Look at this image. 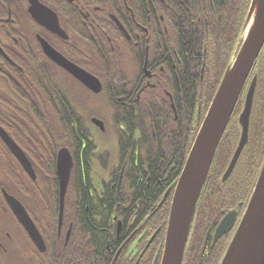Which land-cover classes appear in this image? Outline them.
<instances>
[{"label":"flooded vegetation","instance_id":"1","mask_svg":"<svg viewBox=\"0 0 264 264\" xmlns=\"http://www.w3.org/2000/svg\"><path fill=\"white\" fill-rule=\"evenodd\" d=\"M203 1L197 0L194 7L189 0L194 18H188H193L191 25L197 28L203 24L208 27ZM145 3L0 0V264H160L174 187L169 188L160 175L147 176L146 181L135 177L141 188L143 181L147 183L150 193L135 202L124 185L134 177L130 171L139 168L146 148L157 152L161 134L146 129L144 138L141 125L135 124L132 136L120 147L117 126L112 122L113 109L128 106L134 97L132 102L137 106H143L144 99L154 94L164 93L170 98L165 89L170 82L167 68L175 64L172 58L168 63L170 57L165 54L168 47L163 34L168 29H163L157 5L150 12ZM174 18L179 21L178 29L173 24L169 35L178 38L182 20L177 14ZM238 24L234 50L243 26L241 21ZM203 36L205 47L208 34ZM49 48L96 78L101 90L96 93L83 85L51 58ZM257 73L254 68L250 78ZM102 79L127 80L130 84L120 91L114 90L117 83L111 84L110 91H105ZM66 96L69 109L79 120L70 123L75 137L68 132L71 129L63 127ZM92 96H102L105 102L103 118L109 116L110 127L116 129L114 142L99 143L97 135L105 134V121L96 114L84 117L81 101L74 103V98L89 102ZM170 102L174 113L175 105ZM94 119L102 128L93 123ZM234 119L228 127L230 136L236 131ZM64 150L72 164L61 202L57 158ZM21 154L25 165L17 157ZM79 180L85 188L79 186ZM10 202L24 210L40 237L39 245L19 222ZM141 203H147L145 212ZM236 207L220 212L223 216ZM241 210L237 209V218ZM215 228L211 232L208 227L206 237L213 236ZM191 231L205 241V228L202 231L194 226ZM225 237L211 243L213 253L216 248L223 253ZM188 241L186 246L191 249ZM83 253L87 255L84 262Z\"/></svg>","mask_w":264,"mask_h":264},{"label":"trees","instance_id":"2","mask_svg":"<svg viewBox=\"0 0 264 264\" xmlns=\"http://www.w3.org/2000/svg\"><path fill=\"white\" fill-rule=\"evenodd\" d=\"M248 2L249 0H204L205 20L208 21V27L205 26L204 28L202 23V27L197 28L198 26L191 25L194 16L190 14L189 0H146L145 7L150 12L153 9L151 7L157 5L156 13H160L162 16L163 29L165 27L168 29L163 34V42L168 47L165 54H169L170 59L167 56L168 63L173 59L175 67L167 68L170 82L166 84L165 89L169 92L170 98L164 93L154 94L144 99L143 106H137L132 102L134 97L128 106L125 107L121 104L118 108L113 109L115 112L112 116V122L117 126L120 147L123 143L128 142L130 135L132 136L135 124L141 125L142 133L145 134L144 138L147 135L146 129L156 134L160 133L162 138V144L161 142L158 144V150L155 154L146 148L144 156L141 157L140 161L138 160L139 168L130 171L134 177H129L126 180L128 183L124 186L130 198L133 193L135 202L139 198L143 199L144 196H150L148 189L146 191L147 176L153 178L154 175H160L162 181L168 182L169 188L174 187L192 137L198 129L219 80L233 54L237 39V33L234 29H237L240 21L243 24ZM176 14L182 20L178 38L169 35L173 24L178 29L176 23L179 21L176 22L174 18ZM188 16L193 18L189 19ZM201 33L202 35H200ZM204 33L208 34L205 36V47L201 41ZM254 68L258 69V73L250 117L248 143L229 178L221 183L220 178L228 165L233 143L238 136L237 129L233 136H230L229 129H227L221 138L192 221V227L196 226V229L202 231L205 228V241L198 233L191 235V231L188 241L191 242V249L187 248L182 264H219L222 253L218 248L215 249L214 253L211 250L212 235L209 234L206 237L207 228L209 227V230L213 232L222 216L220 212L222 208L224 210L231 209L239 203H245L256 181L264 158V49L261 51ZM102 82L105 85V91H110L111 84L113 86L117 83L116 86H113L116 91L127 90L130 84L127 80L112 82L102 79ZM122 84H127V86L120 87ZM130 91L138 93L135 88H131ZM145 96H147L146 93ZM170 99L175 105L176 120H174V113L170 109ZM69 101V97L66 96L63 127L66 131L71 129L68 132H72L71 136L75 137L70 123L79 120L76 119L75 112L69 109ZM241 107L242 101L239 99L230 122H232L233 117L236 119ZM81 121L84 122L83 119ZM144 121L145 126L143 125ZM147 123L153 126L152 129ZM158 123L161 124V127L157 126ZM81 137H85V135L82 134ZM135 177L145 180L142 183L143 188L137 183ZM82 182L79 180V186L85 188ZM132 189L134 191H131ZM85 201L84 198L82 202ZM142 206L141 210L145 212L147 203L142 204ZM101 207L104 209L103 205ZM86 259L87 255L83 253V262Z\"/></svg>","mask_w":264,"mask_h":264},{"label":"water","instance_id":"3","mask_svg":"<svg viewBox=\"0 0 264 264\" xmlns=\"http://www.w3.org/2000/svg\"><path fill=\"white\" fill-rule=\"evenodd\" d=\"M196 1L192 0L194 7ZM243 35L239 49L225 70L177 180L170 206L160 264H182L191 220L208 170L239 95L264 45V0H251ZM49 49L51 58L83 85L96 93L101 90V85L96 78L55 54L51 48ZM255 81L256 78L254 77L246 93L243 110L238 117L240 137L222 177V182L231 174L247 142ZM92 121L102 128L101 122L95 119ZM17 157L25 165L24 156L21 154ZM71 164V157L67 150L60 152L57 158V175L59 177L61 202L67 186ZM10 206L33 242L39 245L40 237L24 210L16 202H10ZM236 215V211L232 210L224 216L216 227L213 237L214 243L232 229ZM59 216L61 217V212ZM220 264H264V161L244 214Z\"/></svg>","mask_w":264,"mask_h":264},{"label":"rangeland","instance_id":"4","mask_svg":"<svg viewBox=\"0 0 264 264\" xmlns=\"http://www.w3.org/2000/svg\"><path fill=\"white\" fill-rule=\"evenodd\" d=\"M85 96V95H84ZM81 101V103L79 105H81V110L82 111H85V115L84 117H89L90 115H100V119H103V116H105V102L102 100V96L100 97H96V96H92V99L91 101L87 102V101H84V100H81L80 98H74V103L76 105H78V103ZM89 104V105H88ZM102 116V117H101ZM105 123H106V132L104 135L102 134H98L97 135V139H98V142L99 143H102L103 145L106 144V142L112 140L114 142V140H116V129L109 125V123L111 122L109 120V116H107V118L104 120ZM113 144L111 142V148H112ZM109 148V151H110V147H107ZM111 152V151H110ZM228 241V237H226V242Z\"/></svg>","mask_w":264,"mask_h":264}]
</instances>
